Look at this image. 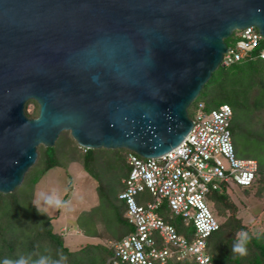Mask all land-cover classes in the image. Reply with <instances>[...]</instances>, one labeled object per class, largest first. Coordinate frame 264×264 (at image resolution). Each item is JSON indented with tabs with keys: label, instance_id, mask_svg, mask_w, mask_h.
I'll return each mask as SVG.
<instances>
[{
	"label": "water",
	"instance_id": "obj_1",
	"mask_svg": "<svg viewBox=\"0 0 264 264\" xmlns=\"http://www.w3.org/2000/svg\"><path fill=\"white\" fill-rule=\"evenodd\" d=\"M250 26L264 41V0H0V193L62 132L143 159L177 147L224 41Z\"/></svg>",
	"mask_w": 264,
	"mask_h": 264
},
{
	"label": "trees",
	"instance_id": "obj_2",
	"mask_svg": "<svg viewBox=\"0 0 264 264\" xmlns=\"http://www.w3.org/2000/svg\"><path fill=\"white\" fill-rule=\"evenodd\" d=\"M263 49L264 41L261 40L244 59L218 68L200 92V95L207 92L210 96L196 103V110L198 104H202L205 111L223 104L231 108L229 130L235 157L253 160L257 165L254 182L242 187V192L246 197L252 195L259 201L264 200V60L260 58ZM29 103L34 105L35 110L29 113L27 104L25 115L35 118L38 106L33 101ZM36 152V161L24 175L21 185L10 194L0 193V261L19 255L35 257L49 248L53 253L63 251L68 257L67 264H111L109 243L119 241L133 231L125 216L126 206L118 198L125 187L124 181L129 172L127 157L131 152L123 149H83L68 132H62L51 148L40 145ZM74 163L79 164L95 182L97 203L80 211L74 220L77 230L95 241L71 250L63 234L53 227L52 221L56 216H49L42 209L39 213L33 196L36 185L48 170L56 167L66 170ZM227 187L222 185L219 191H209L205 196L218 228L205 239L204 253L212 258L210 264H264V222L258 216L245 222ZM145 194L149 195L145 191L136 197L141 205ZM66 198L67 194L60 205ZM169 210L163 203L157 213L175 228L178 235L190 242L193 239L191 225L186 226L169 217ZM241 230L252 237L248 254L244 257L231 252L236 233ZM166 264L197 263L194 259L185 258L170 259Z\"/></svg>",
	"mask_w": 264,
	"mask_h": 264
},
{
	"label": "built area",
	"instance_id": "obj_3",
	"mask_svg": "<svg viewBox=\"0 0 264 264\" xmlns=\"http://www.w3.org/2000/svg\"><path fill=\"white\" fill-rule=\"evenodd\" d=\"M262 40L250 26L237 33L232 47H227L221 65L227 66L247 57ZM264 60V49L260 52ZM231 108L221 105L205 111L198 104L192 126L184 140L165 155L143 159L134 153L127 157L129 172L119 200L126 206V218L133 231L116 242H110L111 264H166L170 259H194L210 264L204 253L205 239L218 228L205 196L219 191L222 185L250 186L257 165L253 160L235 157L229 130ZM147 191L151 200L139 204L136 197ZM166 203L174 216L191 225L189 242L157 213Z\"/></svg>",
	"mask_w": 264,
	"mask_h": 264
},
{
	"label": "rangeland",
	"instance_id": "obj_4",
	"mask_svg": "<svg viewBox=\"0 0 264 264\" xmlns=\"http://www.w3.org/2000/svg\"><path fill=\"white\" fill-rule=\"evenodd\" d=\"M237 33L234 32L232 37L225 40L228 47L234 45ZM208 96L210 93L205 92L189 107L190 120L195 117L196 103L203 101ZM27 104V111L32 113L35 110L34 105L29 102ZM227 192L238 204L245 222L252 221L254 216H258L259 220L264 222V200L259 201L252 195L246 197L242 192V187L234 184L227 187ZM66 194L65 202L60 205V201ZM49 199L53 202L51 205L46 203ZM143 199V205L151 200L148 194H145ZM33 203L47 215L56 216L52 221L53 227L63 234L65 242L71 250L77 249L82 244L95 241L82 235L74 226L77 213L97 203L95 182L82 170L79 164H71L66 170L60 167L48 170L35 187ZM169 217H174V220L183 223V219L174 216L170 210Z\"/></svg>",
	"mask_w": 264,
	"mask_h": 264
},
{
	"label": "clouds",
	"instance_id": "obj_5",
	"mask_svg": "<svg viewBox=\"0 0 264 264\" xmlns=\"http://www.w3.org/2000/svg\"><path fill=\"white\" fill-rule=\"evenodd\" d=\"M47 204L51 205L53 202L51 199L46 201ZM40 213V209L37 208ZM252 237L246 231H238L236 233L235 240L231 247V252L244 257L248 254V245L251 242ZM209 261L212 258H208ZM68 257L63 251L56 250L54 253L51 249L45 248L44 252L33 257L32 255H19L16 258H4L0 261V264H67Z\"/></svg>",
	"mask_w": 264,
	"mask_h": 264
},
{
	"label": "crops",
	"instance_id": "obj_6",
	"mask_svg": "<svg viewBox=\"0 0 264 264\" xmlns=\"http://www.w3.org/2000/svg\"><path fill=\"white\" fill-rule=\"evenodd\" d=\"M94 205H96V204H94ZM94 205H93V206H94ZM91 207H92V206H91ZM89 208H90V207H89ZM77 214H78V213H77Z\"/></svg>",
	"mask_w": 264,
	"mask_h": 264
}]
</instances>
